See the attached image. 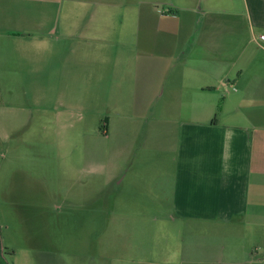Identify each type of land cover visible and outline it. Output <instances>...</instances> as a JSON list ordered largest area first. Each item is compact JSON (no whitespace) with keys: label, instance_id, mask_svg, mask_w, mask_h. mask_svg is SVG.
I'll use <instances>...</instances> for the list:
<instances>
[{"label":"crops","instance_id":"0c3cea01","mask_svg":"<svg viewBox=\"0 0 264 264\" xmlns=\"http://www.w3.org/2000/svg\"><path fill=\"white\" fill-rule=\"evenodd\" d=\"M261 36L264 0H0V41L49 50L57 94L106 114L103 136L152 114L112 123L169 145L149 171L165 264H264Z\"/></svg>","mask_w":264,"mask_h":264},{"label":"rangeland","instance_id":"374dc122","mask_svg":"<svg viewBox=\"0 0 264 264\" xmlns=\"http://www.w3.org/2000/svg\"><path fill=\"white\" fill-rule=\"evenodd\" d=\"M2 42L0 264H165L178 242L155 224L167 196L149 171L169 145L115 127L152 114L117 116L103 136L106 114L57 94L49 50Z\"/></svg>","mask_w":264,"mask_h":264},{"label":"built area","instance_id":"2783aa9c","mask_svg":"<svg viewBox=\"0 0 264 264\" xmlns=\"http://www.w3.org/2000/svg\"><path fill=\"white\" fill-rule=\"evenodd\" d=\"M260 40L264 41V36H261V37H260Z\"/></svg>","mask_w":264,"mask_h":264}]
</instances>
